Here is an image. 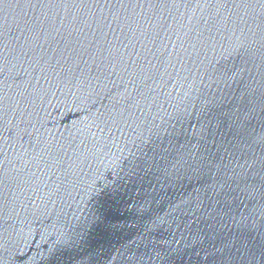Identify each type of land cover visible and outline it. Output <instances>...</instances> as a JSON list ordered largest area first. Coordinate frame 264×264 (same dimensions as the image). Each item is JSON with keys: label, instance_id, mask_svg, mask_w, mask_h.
Returning <instances> with one entry per match:
<instances>
[{"label": "water", "instance_id": "water-1", "mask_svg": "<svg viewBox=\"0 0 264 264\" xmlns=\"http://www.w3.org/2000/svg\"><path fill=\"white\" fill-rule=\"evenodd\" d=\"M0 264H264V0H0Z\"/></svg>", "mask_w": 264, "mask_h": 264}]
</instances>
